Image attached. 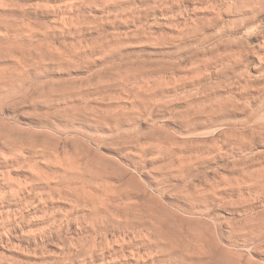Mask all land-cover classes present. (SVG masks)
I'll return each instance as SVG.
<instances>
[{
	"label": "rangeland",
	"instance_id": "obj_1",
	"mask_svg": "<svg viewBox=\"0 0 264 264\" xmlns=\"http://www.w3.org/2000/svg\"><path fill=\"white\" fill-rule=\"evenodd\" d=\"M0 264H264V0H0Z\"/></svg>",
	"mask_w": 264,
	"mask_h": 264
}]
</instances>
